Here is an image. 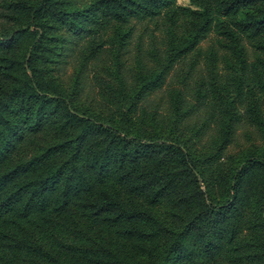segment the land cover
I'll list each match as a JSON object with an SVG mask.
<instances>
[{
  "label": "trees",
  "instance_id": "1",
  "mask_svg": "<svg viewBox=\"0 0 264 264\" xmlns=\"http://www.w3.org/2000/svg\"><path fill=\"white\" fill-rule=\"evenodd\" d=\"M0 264H264V0H0Z\"/></svg>",
  "mask_w": 264,
  "mask_h": 264
},
{
  "label": "rangeland",
  "instance_id": "2",
  "mask_svg": "<svg viewBox=\"0 0 264 264\" xmlns=\"http://www.w3.org/2000/svg\"><path fill=\"white\" fill-rule=\"evenodd\" d=\"M179 3L180 4H183V5H187L189 3V0H179ZM209 41H206L202 44V49L203 51H206V48L209 47L210 43H207ZM252 139H256V137L254 136ZM251 138H248L243 130L241 129V132H240V137H239V141H238V145L235 147L236 149L235 150H238L239 147H247V146H250L251 145ZM258 143V141H257Z\"/></svg>",
  "mask_w": 264,
  "mask_h": 264
}]
</instances>
